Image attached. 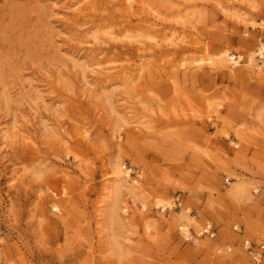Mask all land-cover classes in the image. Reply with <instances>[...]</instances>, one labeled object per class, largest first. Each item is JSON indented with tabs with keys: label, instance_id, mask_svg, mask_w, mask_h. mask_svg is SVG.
Wrapping results in <instances>:
<instances>
[{
	"label": "rangeland",
	"instance_id": "1",
	"mask_svg": "<svg viewBox=\"0 0 264 264\" xmlns=\"http://www.w3.org/2000/svg\"><path fill=\"white\" fill-rule=\"evenodd\" d=\"M254 64L264 0H0V264H264Z\"/></svg>",
	"mask_w": 264,
	"mask_h": 264
},
{
	"label": "bare ground",
	"instance_id": "2",
	"mask_svg": "<svg viewBox=\"0 0 264 264\" xmlns=\"http://www.w3.org/2000/svg\"><path fill=\"white\" fill-rule=\"evenodd\" d=\"M172 39H174V37H172ZM173 42H175V40H171ZM154 42H157V39H154ZM169 44H173L172 42L169 43ZM177 44V43H176ZM261 54V53H260ZM209 61H211V59H208ZM223 61H225L229 67L233 68V69H237L239 68L240 65H242V63H252V59H249L247 61H244L242 59V56L239 55V57H235V55H225ZM199 63L200 62H204L203 59H200L198 61ZM254 67H257L256 69H254ZM252 71H254L255 73H257L258 75H263L264 71H263V68H261L260 66H258L257 64H254L252 66L249 67ZM108 175V174H107ZM116 177L119 179V180H124L126 183L128 184H131V193L132 194H135V192L141 187V182L139 180V178H132L131 175H130V171L126 168H124V166H117L116 168ZM105 180L108 181V183L110 182V178L106 177L105 175ZM107 188L109 187V184L106 185ZM119 186L118 185H115L114 189H115V194H117L119 192ZM247 192V187L244 185V184H236L231 192L228 194V198L229 199H232V198H236V197H239L241 195H243L244 193ZM111 196V209H115L116 206H117V203H116V195H114V197L112 195ZM169 202H165L164 200H161V201H157L154 205L155 207L159 208L161 207L162 209H165L167 206L170 207V205H168ZM127 207H124L122 210L124 213H127L128 216L130 214H132L133 216H135L136 214H138V212L140 211L142 213V216H141V220L143 223H145L146 226H148V223H149V220H148V217H149V211L151 210V204L149 203H142V207L140 209H138V207L136 208L135 206H129L128 202H127ZM176 225H178L180 231H181V235L187 239H189L191 236H192V232L190 231V227H193L197 230L200 229V224L197 223V222H192L186 213H180V216L175 218L174 219ZM148 229V228H147ZM205 226L204 228H202V233L204 232L205 230ZM201 233V231H200ZM201 233V234H202ZM209 237V236H208ZM211 238V237H210Z\"/></svg>",
	"mask_w": 264,
	"mask_h": 264
},
{
	"label": "built area",
	"instance_id": "3",
	"mask_svg": "<svg viewBox=\"0 0 264 264\" xmlns=\"http://www.w3.org/2000/svg\"><path fill=\"white\" fill-rule=\"evenodd\" d=\"M205 228H206V229L204 230V232L202 233V235H207V236H209V237H211V238L215 237L216 232H215V229H214V227H213L212 224L207 223V224L205 225ZM194 236H195V234H193L189 239H187V238H185V237H183V238H184L186 241H190ZM248 249H249L250 253L253 254L252 247L250 246ZM257 255H258V253L256 252V253L254 254V260H255V261L258 259V258H257Z\"/></svg>",
	"mask_w": 264,
	"mask_h": 264
}]
</instances>
